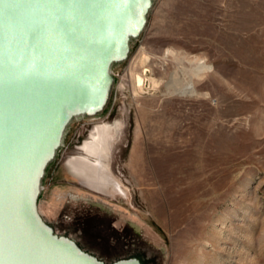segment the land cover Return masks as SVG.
I'll return each instance as SVG.
<instances>
[{"label":"rangeland","instance_id":"rangeland-1","mask_svg":"<svg viewBox=\"0 0 264 264\" xmlns=\"http://www.w3.org/2000/svg\"><path fill=\"white\" fill-rule=\"evenodd\" d=\"M111 70L46 168L43 220L108 264H264V0H155ZM105 125L99 163L81 149Z\"/></svg>","mask_w":264,"mask_h":264},{"label":"water","instance_id":"water-1","mask_svg":"<svg viewBox=\"0 0 264 264\" xmlns=\"http://www.w3.org/2000/svg\"><path fill=\"white\" fill-rule=\"evenodd\" d=\"M154 1L0 0V264H108L57 233L37 201L71 119L106 109L112 66Z\"/></svg>","mask_w":264,"mask_h":264},{"label":"bare ground","instance_id":"bare-ground-1","mask_svg":"<svg viewBox=\"0 0 264 264\" xmlns=\"http://www.w3.org/2000/svg\"><path fill=\"white\" fill-rule=\"evenodd\" d=\"M169 51V50H168ZM170 52V51H169ZM168 52V53H169ZM196 59V58H195ZM194 59V60H195ZM197 60V59H196ZM195 60V61H196ZM201 60V59H200ZM190 61V60H189ZM203 61V60H202ZM195 63V62H194ZM209 68H210V66L209 65H207V64H205V63H202V62H197L196 63V66H195V68H193V69H195V71H194V76L196 75L197 77L196 78H200V76L203 74V73H205L207 70H209ZM193 70H191V72H192ZM191 76H193V75H190V77ZM174 78V77H173ZM190 80V79H189ZM191 81V80H190ZM189 81V82H190ZM175 83V82H174ZM187 83V82H186ZM172 85V84H171ZM184 85V84H183ZM170 86V85H169ZM177 92H178V90H176ZM181 93H183V94H186V93H189V94H194V93H196V91H195V89H194V87H193V85H190V83L187 85H185L184 87H183V89H182V91H181ZM187 96H189V95H187ZM104 127H106V125L105 126H96V128L94 129V135H93V140L92 141H87L86 140V142H84L83 143V148L81 149L82 151H83V153L84 154H86V155H93L94 156V154L95 155H97L98 156V159H100L101 157L102 158H104V156H105V153H104V148H105V146L103 145L104 143V141H105V139H106V129L104 128ZM97 159V161L99 162V163H101L102 161H101V159L100 160H98ZM85 160H87V159H85ZM78 165V166H77ZM75 167H79L80 169V171H84V169H82L80 166H81V163L80 164H77ZM77 169V168H76ZM98 171V175H97V178H96V180H98V181H100V183L102 182V181H107L108 180V178L109 177H107V176H105V175H103L102 174V171L101 170H99V169H97V170H94V173L95 172H97ZM112 180V179H111ZM110 181V180H109ZM108 182V181H107ZM112 182H113V180H112ZM116 182V181H115ZM106 183V182H105ZM115 185H116V183H115Z\"/></svg>","mask_w":264,"mask_h":264},{"label":"trees","instance_id":"trees-1","mask_svg":"<svg viewBox=\"0 0 264 264\" xmlns=\"http://www.w3.org/2000/svg\"><path fill=\"white\" fill-rule=\"evenodd\" d=\"M111 99V98H110ZM109 102H110V100H109ZM109 102H108V104H109Z\"/></svg>","mask_w":264,"mask_h":264}]
</instances>
